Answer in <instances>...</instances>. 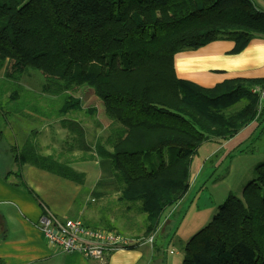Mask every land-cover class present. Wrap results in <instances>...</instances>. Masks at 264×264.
<instances>
[{
    "label": "trees",
    "instance_id": "trees-1",
    "mask_svg": "<svg viewBox=\"0 0 264 264\" xmlns=\"http://www.w3.org/2000/svg\"><path fill=\"white\" fill-rule=\"evenodd\" d=\"M255 37H264V11L251 0H0V115L7 119L3 107L22 113L26 101L17 100L25 88L18 80L36 70L57 84L50 92H64L56 117L90 152L79 124L64 115L80 108L66 91L95 82L114 120L105 145L95 143L92 155L107 161L119 182L115 204L121 227L134 234H124L135 240L127 247L132 249L156 233L164 213L185 197L191 162L203 143H222L252 122L264 129V100L252 92L264 78L202 87L176 76L174 55L221 39L233 40L237 53ZM41 90L49 88L43 84ZM9 151L17 166L83 182V173L41 155L30 141ZM100 223L118 231L105 218ZM181 251L179 264H264V158L252 167L240 196L229 193Z\"/></svg>",
    "mask_w": 264,
    "mask_h": 264
},
{
    "label": "rangeland",
    "instance_id": "rangeland-1",
    "mask_svg": "<svg viewBox=\"0 0 264 264\" xmlns=\"http://www.w3.org/2000/svg\"><path fill=\"white\" fill-rule=\"evenodd\" d=\"M1 74L2 70H0ZM18 83L25 88V91L20 93L17 101L20 104L22 100L26 102L23 104L22 113L19 115L13 113L10 108L3 107V110L8 112L6 113L7 119L5 121L2 119L0 122L2 132L0 150H6L2 157H5L6 162L7 159H10L11 162L10 147L16 145L17 148H21L26 140L30 141L41 155H50L67 163L72 170L84 174L83 182L78 184H84V189H91L87 196L88 204H84L86 200L85 196L82 195L83 191H78L74 195V192L77 191L71 190L74 185L72 181L55 175L59 182L64 184L56 185L51 192L56 198L55 209L72 211L74 205L78 207L85 205L86 217L94 216L96 218L99 216V220L105 218L109 220L113 228L133 238L134 234L127 233L121 227L122 219L118 217L120 206L115 204V199L118 195L117 186L119 182L114 176V171L107 161L92 155L95 143L101 142L105 145L104 138L108 135L109 127L114 120L113 115L103 103L95 82L73 86L66 91L79 99L80 108L70 110L64 115L68 120L79 124L83 132L84 142L91 147L90 152L80 149V146L74 141L76 134L62 126L60 122L62 117H56L61 104L59 95L64 93L63 91L58 94L50 92L56 88V83L47 81L36 70H31L20 76ZM43 84L49 88V91L41 90ZM8 94L9 92L6 91L2 99L4 100ZM8 103L10 106L13 104L12 102ZM239 106L240 104L235 108ZM255 124L243 137L246 141L242 142V147L248 151L253 150L255 156H262L264 155V129L263 126L258 128L259 124ZM203 150L200 149L192 159L190 186L187 194L177 203L176 206L179 205L177 208L174 207L175 205L171 207L172 210L169 208L170 214H168L169 212L164 213L167 214V218L173 220V231H170L169 226L161 231L166 219L163 215L157 232L153 234L155 236L154 245H156L157 250L152 248V252L155 254L151 260L148 259L147 264H179L182 259V242L211 219L217 210V206L225 200L229 193L240 196V189H242L240 187H243L247 182L246 180L244 183H240L241 180L238 179L237 175L227 173L223 169L224 162L221 164V161L224 160L225 155L218 157L219 168L215 163L214 167H209L204 171L203 166H207V164H202ZM89 155L91 157L86 158ZM4 164L7 163L4 162ZM202 171L204 173H200ZM199 186H202L203 189L197 191ZM208 203L210 205L206 206ZM176 209H178L177 213L175 212ZM139 237L141 238V235ZM157 251L158 253H156ZM173 251L176 253L171 255L170 252Z\"/></svg>",
    "mask_w": 264,
    "mask_h": 264
},
{
    "label": "crops",
    "instance_id": "crops-1",
    "mask_svg": "<svg viewBox=\"0 0 264 264\" xmlns=\"http://www.w3.org/2000/svg\"><path fill=\"white\" fill-rule=\"evenodd\" d=\"M251 2L257 9L264 11V0ZM233 48V40L221 39L194 50L180 51L173 57L175 74L180 79L202 87H212L230 78H264V37L251 39L237 53L232 51ZM1 120L0 115V122ZM255 123L245 126L222 143L212 141L203 143L199 150L204 149L202 164H207L203 166L204 171L214 167L220 155H225L221 161V164L224 162L223 169L227 173L237 175L240 183L248 180L252 167L264 158V155L255 156L253 150L248 151L242 147V142L246 141L243 137ZM262 126L259 124L258 128ZM18 168L19 177L14 174ZM9 170L10 173L6 175ZM55 175L30 164L17 166L8 160V164L4 166L0 162V264H147L148 259H152L155 252H152L148 244L119 250L97 261L88 260L77 253H64L48 245L37 225L38 220L46 212L59 217L78 218L89 226L97 224L95 228L103 227L99 216L96 218L85 216V205L80 207L74 205L72 211L63 209L60 212L55 209L56 198L51 192L56 185H64ZM73 183L71 190L77 191L74 195L78 191H83L82 195L86 200L84 204H88L87 196L91 189H84V184ZM176 205L175 208L179 206ZM208 205L210 203L206 206ZM171 210L167 213L170 214ZM164 215L167 220L165 219V224L160 227L161 231L167 226L173 228V220L167 218V214Z\"/></svg>",
    "mask_w": 264,
    "mask_h": 264
},
{
    "label": "built area",
    "instance_id": "built-area-1",
    "mask_svg": "<svg viewBox=\"0 0 264 264\" xmlns=\"http://www.w3.org/2000/svg\"><path fill=\"white\" fill-rule=\"evenodd\" d=\"M259 103L264 100V86H254ZM38 228L45 242L64 253H77L88 260L102 258L119 250L127 249L135 240L118 232L86 225L78 218L59 217L46 212L38 220ZM153 234L137 242L151 245Z\"/></svg>",
    "mask_w": 264,
    "mask_h": 264
}]
</instances>
